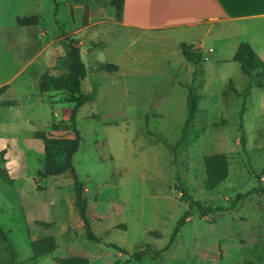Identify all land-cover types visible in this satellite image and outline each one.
Listing matches in <instances>:
<instances>
[{
    "label": "rangeland",
    "instance_id": "rangeland-1",
    "mask_svg": "<svg viewBox=\"0 0 264 264\" xmlns=\"http://www.w3.org/2000/svg\"><path fill=\"white\" fill-rule=\"evenodd\" d=\"M57 2L56 10L53 0H0V224L8 238L0 236V264H58L55 257L71 255L91 264H264V193L230 211L195 212L172 241L189 206L177 168L193 197L207 204L264 191V87L248 96L223 95L230 79L240 91L250 81L230 57L240 39L234 24L215 27L206 43L174 30L141 35L127 52L116 44L104 50L111 29L106 17L91 21L86 13L104 0ZM34 15L38 24H17L18 16ZM124 32L116 26L111 35ZM65 35L79 41L87 65L83 88L93 95L76 114L82 140L73 162L101 242L86 237L70 174H38L45 165L41 135L73 136L68 92L39 88L44 73L65 72L59 68ZM190 39L204 49L214 43L217 53L187 61L179 42ZM98 61L119 69L100 71ZM189 89L200 96L199 136L179 149L174 163L166 144L182 135ZM218 153L226 154L225 170ZM47 236L56 238L55 250L33 259L31 242ZM146 244L151 251L137 259Z\"/></svg>",
    "mask_w": 264,
    "mask_h": 264
},
{
    "label": "trees",
    "instance_id": "trees-1",
    "mask_svg": "<svg viewBox=\"0 0 264 264\" xmlns=\"http://www.w3.org/2000/svg\"><path fill=\"white\" fill-rule=\"evenodd\" d=\"M58 9L57 0H53ZM39 22L38 16H23L17 17V24L21 26L36 25ZM65 48L66 53L59 60V68L65 70L60 74L44 73L39 80V88L42 92L50 90H64L69 94V101L73 102L71 119L74 122L73 136L72 137H57L50 136L46 133L41 135L44 140L45 150V165L43 169L38 171V174L42 178L48 176H58L63 174H70L73 179L74 191L76 197V205L79 209V215L85 228V234L87 239L95 242H101V238L97 236L91 226V222L88 217V199L85 195L84 184L80 180L78 173L75 170L73 157L80 147L82 140L81 132L75 124L76 114L79 109L87 102L93 99V95L86 92L83 88V82L87 77V65L83 59L82 51L79 41L69 35H65ZM181 50L185 58L193 63H198L204 60L203 54L199 48L195 49L193 45L185 42L180 43ZM235 61L240 62L241 70L249 78L248 86L240 91L234 86L232 79L229 80L228 87L223 92L224 96L234 93L237 96H248L251 94L253 87H264V59L254 50L250 43L243 41L240 43L234 58ZM97 67L100 71L115 72L118 71L119 65L113 62L98 61ZM200 96L195 94L191 89L187 95V118L184 122L182 129V135L180 139L173 145L166 144L173 154V162L178 161V151L181 147L191 144L198 136L199 130L194 126V120L198 115ZM246 107L243 105L241 115H243ZM242 121V120H241ZM247 143V134L245 130L241 131V144L245 147ZM217 162L221 170L226 169L227 160L225 153L217 154ZM176 181L179 184V188L182 191V198L188 202V208L183 212L182 216L178 220V224L173 233L172 241L177 236L180 228L190 219V217L196 212L200 216H207L215 214L217 212H225L233 210L237 207L239 202L248 196L256 193H264L260 188H253L246 192H239L232 198L228 205H212L207 204L200 199H196L189 192L188 187L182 179L181 171L176 169ZM0 236L5 241L8 240L6 232L3 230L0 224ZM109 245L122 250L121 247L115 243H109ZM32 258L37 259L42 255L53 252L56 248V238L54 236H47L35 239L31 242ZM151 251L149 244L143 245L135 257L139 260L143 255ZM13 260L16 256V252L12 253ZM54 260L58 264H91L88 257L82 255H71L67 257L57 256Z\"/></svg>",
    "mask_w": 264,
    "mask_h": 264
},
{
    "label": "crops",
    "instance_id": "crops-1",
    "mask_svg": "<svg viewBox=\"0 0 264 264\" xmlns=\"http://www.w3.org/2000/svg\"><path fill=\"white\" fill-rule=\"evenodd\" d=\"M104 2L105 5L99 8L86 9V13L92 18L91 21L98 19L99 16L106 17L102 21L111 28L105 40L108 47L104 50L117 45L122 47V52H127L136 45L141 35L174 30L192 32L196 34L194 39L200 38L206 43L215 27L234 24L240 33V39L233 45L234 52L230 57L234 58L240 43L246 41L264 59V0H104ZM116 26L125 30L124 35L120 34L118 37L111 35V30ZM194 41L190 39L185 43L193 45L195 49L199 48L204 60L208 59L207 51L209 54L217 53L214 43L210 42L209 48L204 49L203 44L196 45ZM181 42L184 40L179 42V47Z\"/></svg>",
    "mask_w": 264,
    "mask_h": 264
}]
</instances>
